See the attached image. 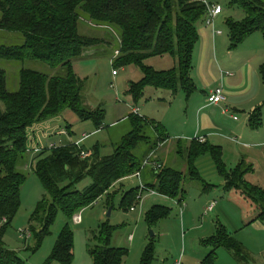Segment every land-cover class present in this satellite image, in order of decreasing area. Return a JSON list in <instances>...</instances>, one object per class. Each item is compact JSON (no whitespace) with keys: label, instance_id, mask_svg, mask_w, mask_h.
<instances>
[{"label":"trees","instance_id":"trees-1","mask_svg":"<svg viewBox=\"0 0 264 264\" xmlns=\"http://www.w3.org/2000/svg\"><path fill=\"white\" fill-rule=\"evenodd\" d=\"M229 5L239 6L245 14L242 22L225 21L230 50L255 32H260L264 39V5L260 0H229ZM211 6L215 5H206L202 0H0V31L18 34L22 39L21 44L0 45V60L39 61L51 68L66 70L64 77H49L20 69L15 92L7 90L5 72L0 70V222L5 221L0 228V264H25L16 252L2 243L21 206L20 190L26 177L18 167L28 166L45 191L30 218L34 226L30 233L37 249L50 234L58 213L71 220L73 214L94 204L114 184L140 172L150 153L168 140L161 126L130 114L131 131L114 146L110 156H100L95 147L86 151L88 155L81 159L80 150L71 143L51 145L31 157L34 150L27 149V130L31 127L58 118L66 110L82 121L91 120L97 126L103 117L102 110L87 111L81 107V90L85 81L74 73L73 62L85 57L86 52L104 40L81 35L78 31L80 17L85 16L99 28L115 30L118 48L113 51L112 66L120 69L134 65L142 74L141 80L129 86L128 94L135 102L149 88L168 92L172 98L181 92L188 99L196 91L190 75L198 41L196 23L208 14ZM164 56L174 61V67L155 71L145 64L152 58ZM259 75L264 88V65L260 66ZM261 124L259 107L249 114L248 126L255 130ZM148 127L155 132L156 141L151 144L142 163L135 157L134 150L140 144L150 143L145 133ZM178 147L176 154L179 157L185 154L184 171L163 165L156 159L161 167L157 171L150 169L154 180L143 185L145 191L177 199L180 203L185 194V179L199 182L203 191L215 188L204 181L195 166L198 158L209 156L222 181V189L254 206L258 212L255 220H264V186L249 178L254 173L252 165L244 166L240 162L232 168L227 167L222 148L208 142L194 139L185 148ZM86 179L90 183L82 190L77 189V185ZM139 192V187L125 191L120 207L124 210L130 208L137 201ZM168 215L167 208L155 205L147 211L144 219L153 225ZM114 230L116 228L103 225L92 233L94 245L87 250L92 264H123L127 250L110 246ZM201 244L211 250L200 264H216L215 251L220 248L237 256L242 251L222 225H218ZM73 248V234L66 225L47 264H73ZM154 252L150 241L140 264H152Z\"/></svg>","mask_w":264,"mask_h":264},{"label":"rangeland","instance_id":"rangeland-1","mask_svg":"<svg viewBox=\"0 0 264 264\" xmlns=\"http://www.w3.org/2000/svg\"><path fill=\"white\" fill-rule=\"evenodd\" d=\"M205 1L208 4L221 7L223 13L210 25L206 24L208 14L196 23L198 41L192 56L191 79L195 82V86L199 87L195 74L200 72V44L205 42V38L206 41L209 40V44H214L217 55L228 58L226 53L233 54L238 67L244 68L242 70L244 73L247 74L252 69V88L249 93H246L249 99L239 97V100L242 105L253 98L256 108L261 107L262 124L260 128L256 129L258 133L255 134L259 136V139H262L264 138V88L259 68L264 65V39L260 32H255L237 48L230 50L225 21L242 22L245 19L244 12L239 6H230L229 0ZM260 1L264 5V0ZM78 31L81 35L104 40L91 51L86 52L83 55L85 57L73 62L74 73L85 81L81 90V107L87 111L102 110L103 117L97 126L91 120L82 121L74 113L66 110L60 117L51 119L53 121L37 124L27 130V149L29 151L43 150L51 145L71 144L81 139L85 133L88 138L81 144L83 150L91 151L97 147L100 156H110L114 146L131 131L128 117L130 114L136 117L133 113L134 109L137 110L136 114L139 118H146L149 122L161 124L169 137L179 133L185 135L184 137L193 138L192 135L199 123L204 124L208 120L205 114L199 116L200 111L204 110L203 102L199 101V97L200 99L203 97L200 90L194 91L188 99L181 92L177 94V97L171 99L168 92L149 88L135 102L128 94V90L130 83L141 80L142 74L139 68L134 65L120 69L112 66L111 57L114 49L118 48L115 30L99 28L87 21L85 16H81ZM201 33H203L202 36ZM21 43L20 35L0 31V45ZM145 64L155 71L168 70L175 65L168 56L152 58ZM20 69L33 70L49 77H64L66 75V70L63 67L51 68L39 61L26 60L18 63L0 60V70L5 72L6 88L9 92H15L18 89ZM113 71H115V75H113ZM196 71L198 72L196 73ZM199 77L201 80L200 74ZM262 100V103L257 104ZM219 105L222 107L221 104ZM207 110L210 111V109ZM211 110H214L218 115L214 113L213 117L209 119H217L221 110L212 108ZM223 110H225L224 107ZM229 115L230 117H220L221 125L229 127L228 125L246 121L245 112H233L230 108ZM64 130L67 131H65L66 135L60 133ZM145 133L149 136L150 143L140 144L134 150L135 157L142 163L151 144L156 141V134L151 127H148ZM175 142L173 137L160 151L161 160L165 165L182 171L185 167V154L183 153L182 157L176 155ZM223 153V159L226 161L227 167H230L232 151L225 147ZM32 155L33 153L31 157ZM203 158L209 162L208 156ZM251 164L257 167L255 161H252ZM205 168H208L206 164L201 165L200 175L206 183L215 186L210 192L202 193V185L199 182L185 179L183 182L185 192L183 203H179L177 199L172 200L159 195H151L148 192H139L141 200L124 210L120 207L124 191L139 187L140 182L146 185L149 180V183L154 180L150 167L142 164L139 179L135 177L124 179L102 195L94 204L73 214L71 220H67L62 213H58L50 228V234L36 249L34 236L30 233V229L34 227L30 218L38 202L44 198L45 191L30 168L20 166L18 170L25 173L26 177L20 190L21 206L7 228L2 243L7 249L16 252L25 264H47L61 230L68 225L73 234V264H92L87 252L88 248L94 245V242L91 241L92 233L97 232L101 226L105 225L116 228L110 246L122 248L128 252L123 264H140L144 249L150 241L153 242L155 251L152 264H175L179 260L181 264H200L204 256L211 250L210 247L203 246L201 241L205 239V235L211 236L218 225H222L241 246L242 251L237 256L227 249H217L215 251L216 264H264V220H255L258 212L254 206L245 204L238 197L226 193L222 189V181L215 174L213 167L210 170L211 173ZM257 171L259 173H256ZM257 171L249 178L259 185H264V176L260 170L257 169ZM89 183L90 181L86 179L77 185V189L82 190ZM213 201L217 202V206L215 205L212 211L207 212V207ZM155 205L167 208L169 215L165 219L149 225L145 222V214ZM131 208L133 211L130 210ZM78 215L80 222L76 224L73 222V218ZM253 220L254 222L251 223ZM2 225L0 222V228ZM20 231L28 232L30 238L21 239ZM49 264L58 263L51 262Z\"/></svg>","mask_w":264,"mask_h":264},{"label":"crops","instance_id":"crops-1","mask_svg":"<svg viewBox=\"0 0 264 264\" xmlns=\"http://www.w3.org/2000/svg\"><path fill=\"white\" fill-rule=\"evenodd\" d=\"M222 13L223 12H221V14L216 16L213 19V22L215 21V19L217 17L221 16ZM202 34L203 33H201V36H202ZM206 37H207V35H206ZM207 39H209V37H207ZM217 45L219 46L218 42H217ZM220 45H221V43H220ZM200 49H201L200 59H199L200 72L196 71V73L198 72V74H197L198 76L195 74V77H196L195 79H196L197 83L199 84V87L197 85L196 90H200V92L203 94V97L201 99L199 97V101L203 102V104H204L203 109L204 110L200 111L199 116L201 114H205L207 116L208 120H206L204 124L199 123L198 128L196 129L195 133H193V135H192L193 138L184 137L185 135H182L179 133L174 134L173 135L174 141H176L174 151L178 150V148H179L178 145L185 148V146H187L188 143L194 139L197 141L203 140V142H208L211 145L217 144L215 146H220L222 148V151H224L225 147H227L228 150L232 151V154L230 153L232 159L229 161L230 168H232L236 164L242 162L244 166L252 165L253 170H254L253 175L255 174V171H257V169H258L261 171V174L264 176V138L259 139V136L257 134H255V133H258L257 130L251 129L248 126V116L256 108L255 101L253 100V98H251L250 99L251 101H249L250 103L247 101V103H243L244 105L243 104L241 105L240 104L241 101L239 100V97H241L242 99H244V98H246L247 100L249 99V97H247L246 93H249V91L252 88V76H251L252 69L249 70V72L246 74V73H244V71H242L244 69L243 67H238V63L235 60L236 58H234V56H232L233 54L231 55L229 53H226L228 58L217 55L216 47L214 46V44L213 45L209 44V40L206 41V38H205V42H202V44H200ZM200 61H201V63H200ZM192 70H193V67H192ZM191 73H192V71H191ZM226 73H228L229 75H226ZM199 74L202 78L201 80H200ZM197 87H198V89H197ZM217 88H222V92L226 98V101L224 103H221L222 107L220 105L214 106V105H208L206 103V97L209 94V92H212L213 90H215ZM175 97H177V95ZM171 99H172V97H171ZM161 101H164V99H161ZM260 102L262 103L263 100L259 101L257 104H260ZM248 103H249V105H248ZM223 107L225 108V110H223ZM211 108L215 109V110H219V109L221 110L220 115L218 116L217 119H214V118L209 119V118H212L213 114L215 113L214 110H211ZM230 108L233 112H239V111L245 112L246 113V121L243 120L242 123L228 125L229 127L221 125L222 122H221L220 117H222V116L223 117L224 116L230 117V115H229ZM207 109H210V111ZM215 114H217V113H215ZM53 120H50V121H53ZM233 120H234V118H233ZM234 121L237 122L236 120H234ZM47 123H51V122H47ZM158 125L161 126L164 133L167 135L168 140H166L160 146V148L155 151V155H156V158L160 161V163L165 165L161 160L160 151L163 148H165V146H167V144L170 142L171 139H173V137H169L168 133L166 132V130L164 129V127L161 124H158ZM232 136L233 137L237 136V137L233 138ZM80 138H81V136H80ZM87 138H88V136L86 135L85 139H83V140L79 139L75 142L80 141V145H81ZM186 138H188V139H186ZM189 138H191V139H189ZM177 141H179V144H177ZM75 142H72V143H75ZM176 145H177V147H176ZM222 145L225 147H223ZM176 155L179 157L178 154H176ZM203 157H205V156H203ZM203 157L198 158L195 162V166H196V169L199 172V174L201 172L200 171L201 165H204V164H206L208 166V168H205V169H208L209 173H211L210 170L213 167L214 172L216 174L214 165H213L210 157L208 156L209 162H208V160H203L204 159ZM223 157H224V153H223ZM252 161H255L257 163V167H255L253 164H251ZM225 163H226V161H225ZM184 169H185V167L182 169V171H184ZM256 173H259V171H257ZM122 181L123 180H121L120 182H122ZM120 182L114 184L113 186L119 184ZM149 182H150V180H149ZM222 185L223 184H221V186ZM262 186H264V185H262ZM212 189H214V188H212ZM210 191H211V189H208L207 191L202 190V193H204V192L207 193ZM155 195H157V194H155ZM184 200H185V194H184V197L180 203H183ZM216 206H217V202H216ZM211 232H209V234H211ZM206 237H208V236L205 235V238Z\"/></svg>","mask_w":264,"mask_h":264},{"label":"built area","instance_id":"built-area-1","mask_svg":"<svg viewBox=\"0 0 264 264\" xmlns=\"http://www.w3.org/2000/svg\"><path fill=\"white\" fill-rule=\"evenodd\" d=\"M202 2L207 5V3L204 0H202ZM221 12H222V9L218 5L217 6H211L210 9H209V11H208V19L206 21V24L207 25H210L212 23L213 19L216 16H218L219 14H221ZM115 55H117V53ZM115 74H116L115 71H113V75H115ZM226 75H229V74L226 73ZM225 101H226V98H225V96H224V94L222 92V88H217V89L213 90L212 92H209V94L206 97V103L208 105H214V106H216V105H219L221 103H224ZM133 113L136 114L137 113V110L134 109L133 110ZM60 133L63 134V135H66V132L65 131H61ZM85 138H86V135L84 134V135H82L81 140H83ZM199 142L202 143L203 140H199ZM74 145H75V147H77L80 150V152H79L80 158L81 159L86 158V156L88 154H87V152L85 150L82 149V147L80 145V141L75 142ZM160 146H161V144L158 145V149L160 148ZM39 151H40L39 149H34L33 154H37ZM155 151L152 152V153H150L149 157L144 161L143 166H149L150 169H152L154 171H157V170L160 169L161 165L156 162V159L157 158H156V155H155ZM140 173L141 172L135 173L133 175V177L139 179L140 178ZM139 190H140V193L141 192H146V193L148 192L151 195H155L156 194L153 191H149V190L148 191H145L144 188H143V183L142 182H140ZM140 200H141V194H139L138 197H137V201H140ZM215 205H216V202L215 201L211 202L209 204V206L207 207L206 211L207 212L212 211ZM130 210L133 211V208H131ZM73 222L76 223V224H78L80 222V216L79 215L78 216H74ZM1 223L4 224L5 221H2ZM19 235H20V238L23 239V240H27V239L30 238V234L28 232L20 231L19 232ZM175 264H181L180 260L177 261V262H175Z\"/></svg>","mask_w":264,"mask_h":264}]
</instances>
